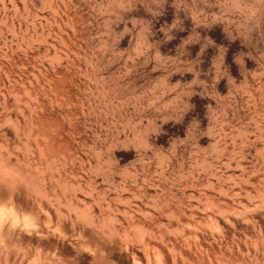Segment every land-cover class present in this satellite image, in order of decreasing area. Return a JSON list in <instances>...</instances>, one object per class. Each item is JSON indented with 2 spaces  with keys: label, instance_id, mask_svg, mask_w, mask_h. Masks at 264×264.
I'll return each mask as SVG.
<instances>
[{
  "label": "rangeland",
  "instance_id": "rangeland-1",
  "mask_svg": "<svg viewBox=\"0 0 264 264\" xmlns=\"http://www.w3.org/2000/svg\"><path fill=\"white\" fill-rule=\"evenodd\" d=\"M32 2L16 0L20 7ZM95 2L56 0L60 7L55 21L50 24L47 15L41 14L38 25L39 30L49 33L44 45L29 53L0 47V118L10 115L17 121L37 122L47 133L41 137L43 144L67 159L65 176L85 186L94 185L105 206L121 202V220L150 222L154 236L160 237L151 246V258L148 245L122 248L102 244L112 264H151L152 259L160 264L161 250L167 254L163 258L166 264H212L214 257L231 248L194 234L182 241L165 238L163 232L174 228L180 217L173 219L161 213L153 201L163 200L167 205L185 197L192 200L194 193L198 200L200 187L216 188L218 181L213 178L173 189L167 177L191 167L197 141L201 146L210 142L214 124L207 116L214 107L223 113L221 131L229 145L236 129L254 126V117L264 112V51L258 52L238 38L227 18L221 23L205 19L208 0H131L134 11L112 28L103 25L92 7ZM137 25L149 27L150 51L143 56L130 54ZM109 40L110 48L104 51ZM49 50L62 53V60L55 66L38 61ZM164 77L168 90L155 89L156 82ZM97 80L110 89L104 102L97 99ZM177 92L186 100L171 109ZM150 119H159L149 137L151 154L123 142L127 121ZM11 123L6 118L0 123V146H15ZM170 141L171 155L165 157L161 149ZM109 147L110 163L116 166L119 180L89 175L96 154L107 153ZM254 168L255 152L249 150L242 161L224 169V173L231 178ZM251 176L252 183L264 179L255 171ZM249 190L250 185L243 186L229 202L239 198L243 203ZM78 198L89 200L84 192ZM24 200L27 202L26 195ZM96 205L99 213L100 202ZM42 212L48 228L54 236L58 234L63 254L74 258V264H93L94 250L87 241L96 237L74 223L61 226L58 209L42 208ZM197 215L202 212L193 204L183 217L184 223L191 228L188 221ZM258 219L264 223V215ZM225 231L240 252L249 232L247 222L226 219ZM77 242L82 249L79 254Z\"/></svg>",
  "mask_w": 264,
  "mask_h": 264
},
{
  "label": "clouds",
  "instance_id": "clouds-1",
  "mask_svg": "<svg viewBox=\"0 0 264 264\" xmlns=\"http://www.w3.org/2000/svg\"><path fill=\"white\" fill-rule=\"evenodd\" d=\"M59 7L56 0H41L40 3L33 0L31 5L25 4L23 7L16 0H0V47H10L17 53H29L44 45L49 33L39 30L41 14L47 15L51 24L59 15ZM92 7L108 28L114 27L118 20L134 11L131 0H97ZM225 18L230 21L233 33L238 38L246 40L258 52L264 51V46H260L264 45V0H208L205 19L221 23ZM110 45L109 40L103 50L108 51ZM150 45L149 27L137 25L130 54L143 56L150 51ZM61 60L62 53L52 50L38 57V61L49 62L54 66ZM95 82L98 85L97 99L104 102L110 96V89H106L102 81ZM154 88L168 90L167 78L157 81ZM185 100L186 97L177 92L170 108L179 107ZM4 118L12 122L15 146L12 143L7 147L0 146V264H74V258L66 257L61 251L58 234L54 236L46 225L42 208L49 211L58 209L62 213L59 221L61 226L74 223L81 231L91 232L96 237L94 241H87L94 250L93 264H112L102 244L119 245L122 248L148 245L151 258V246L160 237L154 236L150 222L141 219L121 220L118 210L121 202L118 201L116 206H105L94 185L85 186L65 176L63 172L68 166L67 159L50 145L43 144L41 137L47 133L37 122L17 121L8 115L0 118V123ZM207 119L214 124V135L209 136L210 142L201 146L197 141L192 149L191 167L167 177V182L173 189L187 188L213 178L218 183L215 189L200 187L198 200L194 193L192 200L185 197L168 202L167 205L163 200L153 201L161 213H168L173 219L180 217L175 227L170 226L163 236L182 241L185 236L194 234L222 245L227 244L231 251L223 250L212 259V264H264V223L258 219L264 215V179L252 183L251 176L253 171L264 175V112L254 117V126L245 125L236 129L231 145L226 142L221 131L223 113L214 107ZM157 121L159 119L127 121L123 142L137 151L151 154L149 137L154 134L153 125L158 124ZM171 148L170 141L167 148L161 149L165 157L171 155L168 151ZM111 150L109 147L107 153L96 154L89 175L121 179L116 166L110 163ZM249 150L255 152L256 168L229 178L224 169H230L235 162L242 161ZM245 185H250L247 199L243 203L238 202L239 198L229 202L233 194ZM81 192L89 200L79 199ZM25 195L27 202L24 200ZM97 201L100 202L99 213L95 210ZM193 204H196L202 215L190 219L189 228L183 217ZM226 219L233 223L246 221L248 224V236L245 243L240 245V252L236 251L235 243L228 239ZM48 241L58 243L50 244ZM76 250L78 254L82 251L80 242H77ZM166 255L163 250L160 251V264H166L163 259ZM151 264H156V260L152 259Z\"/></svg>",
  "mask_w": 264,
  "mask_h": 264
}]
</instances>
